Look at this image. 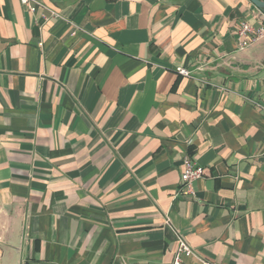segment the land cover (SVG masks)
Listing matches in <instances>:
<instances>
[{"label":"crops","instance_id":"1","mask_svg":"<svg viewBox=\"0 0 264 264\" xmlns=\"http://www.w3.org/2000/svg\"><path fill=\"white\" fill-rule=\"evenodd\" d=\"M40 1L0 0V264H264V11Z\"/></svg>","mask_w":264,"mask_h":264},{"label":"built area","instance_id":"2","mask_svg":"<svg viewBox=\"0 0 264 264\" xmlns=\"http://www.w3.org/2000/svg\"><path fill=\"white\" fill-rule=\"evenodd\" d=\"M31 12H34L39 6L42 5L40 0H20ZM1 13V5H0ZM239 50H244L252 44L262 40L264 38V23L258 27H255L247 21H242L238 25L237 30ZM178 72L183 76H191V71L185 67H179ZM204 167L197 164V162L191 157L186 156L183 160V172L181 176V185L179 192L194 196V182L204 176ZM177 235V248L173 258L172 264H183V259L185 257L193 256L199 262V264H214L209 260L203 258L199 255L194 248L189 244V242L178 232Z\"/></svg>","mask_w":264,"mask_h":264},{"label":"water","instance_id":"3","mask_svg":"<svg viewBox=\"0 0 264 264\" xmlns=\"http://www.w3.org/2000/svg\"><path fill=\"white\" fill-rule=\"evenodd\" d=\"M252 3L257 6L259 9L264 11V0H251Z\"/></svg>","mask_w":264,"mask_h":264}]
</instances>
